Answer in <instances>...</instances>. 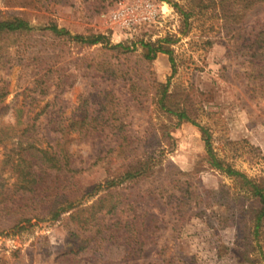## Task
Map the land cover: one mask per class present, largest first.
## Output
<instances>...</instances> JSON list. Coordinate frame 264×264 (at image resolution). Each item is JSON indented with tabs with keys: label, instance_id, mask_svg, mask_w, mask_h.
Masks as SVG:
<instances>
[{
	"label": "rangeland",
	"instance_id": "1",
	"mask_svg": "<svg viewBox=\"0 0 264 264\" xmlns=\"http://www.w3.org/2000/svg\"><path fill=\"white\" fill-rule=\"evenodd\" d=\"M132 1L0 0L33 27L0 42V264H264V0H147L159 23L114 31Z\"/></svg>",
	"mask_w": 264,
	"mask_h": 264
},
{
	"label": "trees",
	"instance_id": "2",
	"mask_svg": "<svg viewBox=\"0 0 264 264\" xmlns=\"http://www.w3.org/2000/svg\"><path fill=\"white\" fill-rule=\"evenodd\" d=\"M47 29L50 30L57 37H67L68 40L75 42V43L82 45V46H95V45L104 44V43L109 44L103 35H91V36L71 35L69 32H67L63 29H58L57 26H55V25H51V26L47 27ZM32 31H33V27H31V25L27 21L20 19V18H13V19H9V20L0 21V42L4 39L9 38V37L16 36V35H22L24 33H29ZM144 46L149 49L147 55L145 56L147 60H150V61L153 60L157 53H165V54H169V56L171 57V61H172L171 53L164 51L161 47H157L156 49H153V47L151 45L145 44ZM1 48H2V46H0V51H1ZM5 96H6V93L4 92V90L0 89V99L4 98ZM162 107L164 108V106H162ZM178 117L180 120L188 119V117L186 116L185 113H179ZM201 131L203 132V135L205 137L206 149H207V152L210 156L213 167L218 169V170H224L223 166L221 165L220 161L216 158V156H215V154L211 148L208 132L203 128L201 129ZM6 134H7L6 131H4V130L0 131V142L2 141V138H3V137H1V135H4V137H5ZM41 162L43 164L47 165L48 168L56 169L57 172H61V173L66 172V171L67 172H74L73 170L68 168V166H67L68 165L67 164L68 159L66 158L65 155H63V153L57 154V153L42 152ZM225 172H227V174H229L230 176L245 178L244 175H242L241 173L234 171L230 168L226 169ZM22 176L24 177L23 180L27 181V184L25 186L20 187V188L23 189V191H28V192L33 194L34 190H33L32 186L36 182L34 174L31 172L30 169H28L26 174H24V172L22 171L21 177ZM126 176L130 177L132 175L130 173H127ZM255 195L260 197L261 203L264 206L263 192L260 189H258V187L255 188ZM103 201H104V198H101L95 204H93L91 207H89L83 211L92 210L95 207H97V205H100L101 203H103ZM72 209H74L73 202H71L70 205H68V207L61 209L60 211H56V213H54V219L57 216H59L61 211L67 212V211H70ZM115 209H116V205L112 204L111 207L108 209V212H112ZM94 217H95V214L92 215V218H94ZM263 217H264V207H263V209H261V211L258 212L257 220L260 221ZM87 222H88V220H87Z\"/></svg>",
	"mask_w": 264,
	"mask_h": 264
},
{
	"label": "built area",
	"instance_id": "3",
	"mask_svg": "<svg viewBox=\"0 0 264 264\" xmlns=\"http://www.w3.org/2000/svg\"><path fill=\"white\" fill-rule=\"evenodd\" d=\"M165 15L162 8L147 0L122 3L108 16L111 28L119 33L132 35L142 26L159 23Z\"/></svg>",
	"mask_w": 264,
	"mask_h": 264
}]
</instances>
